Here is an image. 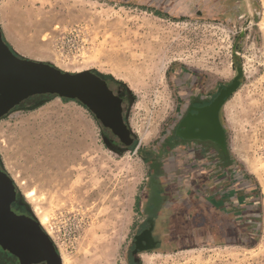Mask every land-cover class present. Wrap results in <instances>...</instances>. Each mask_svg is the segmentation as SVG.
<instances>
[{
	"label": "rangeland",
	"instance_id": "1",
	"mask_svg": "<svg viewBox=\"0 0 264 264\" xmlns=\"http://www.w3.org/2000/svg\"><path fill=\"white\" fill-rule=\"evenodd\" d=\"M1 5L9 9L6 22L0 14L4 36L21 57L70 74L93 73L130 95L127 120L136 143L121 150L76 101L27 100L0 119V169L61 257L72 264H133L149 183L147 151L158 150L180 117L193 76L199 78L194 90L234 83L237 46L236 107L230 117L225 107L222 113L234 160L254 182V232L149 254L151 264H264V0Z\"/></svg>",
	"mask_w": 264,
	"mask_h": 264
},
{
	"label": "water",
	"instance_id": "2",
	"mask_svg": "<svg viewBox=\"0 0 264 264\" xmlns=\"http://www.w3.org/2000/svg\"><path fill=\"white\" fill-rule=\"evenodd\" d=\"M238 73L240 77L242 72ZM239 77L229 88V97L237 91ZM45 95L79 101L101 124L112 129L122 143L132 146L133 133L123 117L121 99L106 81L93 73L70 74L51 64L17 56L5 42L0 22V119L27 100ZM225 103L223 100L218 109ZM17 194L13 179L0 169V245L28 264H63L56 246L37 219L17 215L12 209Z\"/></svg>",
	"mask_w": 264,
	"mask_h": 264
},
{
	"label": "crops",
	"instance_id": "3",
	"mask_svg": "<svg viewBox=\"0 0 264 264\" xmlns=\"http://www.w3.org/2000/svg\"><path fill=\"white\" fill-rule=\"evenodd\" d=\"M193 78V86L182 100L183 107L194 98L214 96L220 85H228L219 81L212 89L194 90L199 78ZM227 98L226 103L231 97ZM218 100L213 104L217 112L222 102ZM192 147L185 150L175 145L166 152L159 150L160 146L159 151L154 150L161 161L158 165H165L162 173L169 181L166 189L170 188L173 195L169 226L195 242L216 241L219 235L224 240L249 238L255 227L253 207L257 196L252 177L241 169L232 153L229 160L198 162Z\"/></svg>",
	"mask_w": 264,
	"mask_h": 264
},
{
	"label": "flooded vegetation",
	"instance_id": "4",
	"mask_svg": "<svg viewBox=\"0 0 264 264\" xmlns=\"http://www.w3.org/2000/svg\"><path fill=\"white\" fill-rule=\"evenodd\" d=\"M220 85L214 96L204 98H194L190 104L182 110L180 117L172 127L168 136L163 140L159 150L168 151L175 145L183 146L185 150L194 148L195 159L198 162L212 163L217 158L230 159L228 135L223 123V108L217 112L213 105L218 102L227 101L230 87ZM107 85L114 95L121 99L122 114L127 120V105L129 104V93L126 89L118 87L117 91ZM105 133L104 137L109 144L121 150L126 145L122 143L119 136L114 134L112 129L102 124ZM134 138V135H132ZM136 143V139L131 147ZM158 150V151H159ZM146 161L149 165V183L146 197L143 203V220L140 222L131 245V261L133 264H142L143 254L154 252H168L177 248L190 247L195 244V240L188 238L183 233L176 232L174 227H170L172 211V191L167 188L168 179L164 178L165 165H158L161 161L159 154L154 150L147 151ZM167 183V184H166ZM12 209L17 215L32 217L24 203L20 200L19 194L12 204ZM187 237V238H186ZM0 264H28L19 255L9 248L0 245Z\"/></svg>",
	"mask_w": 264,
	"mask_h": 264
},
{
	"label": "bare ground",
	"instance_id": "5",
	"mask_svg": "<svg viewBox=\"0 0 264 264\" xmlns=\"http://www.w3.org/2000/svg\"><path fill=\"white\" fill-rule=\"evenodd\" d=\"M6 12H9L8 5H4V6L1 5L0 6V14H1L2 20L5 21V22H6V18H7ZM7 34H8V32H7ZM8 38H10L9 35H7V39ZM231 99L226 103L225 108H224V111H225V114H226L227 117H230V114L232 113V111L236 107V102L237 101L235 100V98H233L232 100ZM34 194H35L34 192H30L29 195L33 196ZM40 220H41V223L43 225L46 223V218H42ZM152 255L153 254H149V253L143 254L142 258H143L144 264H151V259L150 258L152 257ZM62 261H63V264H72L70 262V260L67 259V257H65L64 255H62Z\"/></svg>",
	"mask_w": 264,
	"mask_h": 264
},
{
	"label": "trees",
	"instance_id": "6",
	"mask_svg": "<svg viewBox=\"0 0 264 264\" xmlns=\"http://www.w3.org/2000/svg\"><path fill=\"white\" fill-rule=\"evenodd\" d=\"M157 16H160L159 15V13L157 12V11H155L154 12ZM4 40H5V42L10 46V48L13 50V52L17 55V56H20L19 54H17L16 52H15V50L13 49V47L11 46V44L7 41V39L5 38V36H4ZM239 51L237 50V46H235V49H234V62H233V65L237 68V70L238 71H241L242 72V68H241V64L238 62V59H239V57H238V55H237V53H238ZM96 74H98V73H96ZM99 76H102L103 77V75H100V74H98ZM240 87V86H239ZM239 87H238V89H239ZM58 96H54V95H45V96H36V97H33V98H31V99H29L28 101H30V100H33V99H36V98H44V99H46L47 101H50V100H52V99H54V98H57ZM62 100H64V101H68L69 99H66V98H62ZM74 101H76L77 103H79L80 105H82V106H84L82 103H80L79 101H77V100H74ZM85 107V106H84ZM58 251V250H57Z\"/></svg>",
	"mask_w": 264,
	"mask_h": 264
}]
</instances>
